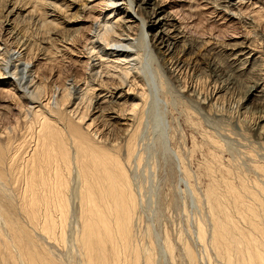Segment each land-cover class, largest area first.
Returning <instances> with one entry per match:
<instances>
[{
	"label": "bare ground",
	"instance_id": "bare-ground-1",
	"mask_svg": "<svg viewBox=\"0 0 264 264\" xmlns=\"http://www.w3.org/2000/svg\"><path fill=\"white\" fill-rule=\"evenodd\" d=\"M257 3L264 0H0V110L14 118L0 125V264H153L149 228L148 235L143 229L148 246L139 244L137 193L128 173L141 158L144 114L156 105L163 120L169 100L204 104L192 85L172 89L175 79L194 72L183 58L191 55H211V76L230 87L248 85L249 103L264 109V53L252 29L232 34L222 50L217 44L231 21L245 29L264 21L259 5L252 17L239 14ZM23 22L36 33L23 32ZM250 128L264 138V115ZM166 130L158 137L167 138ZM254 166L264 176V163ZM228 168L216 177L206 164L210 179L202 194L210 219L197 223L199 243L207 251L211 246L221 264H264L263 188L257 179L253 189L242 175L233 181ZM168 237H162L164 253L172 255L177 246ZM185 242L184 258L198 264Z\"/></svg>",
	"mask_w": 264,
	"mask_h": 264
},
{
	"label": "rangeland",
	"instance_id": "rangeland-1",
	"mask_svg": "<svg viewBox=\"0 0 264 264\" xmlns=\"http://www.w3.org/2000/svg\"><path fill=\"white\" fill-rule=\"evenodd\" d=\"M257 5H259V7L262 6V9L260 10L264 12V5L262 3H257L256 5H243L241 8V12L238 13L243 17L244 15H247V17H252L251 14L253 13L251 12V10L258 9ZM218 16L219 15H213L214 19L216 20L217 18V20L219 21L220 16ZM231 22H228L231 24H228L229 26H227V34L225 36L222 35L218 37L219 39L217 40V44L219 47H221V50L226 43L232 41V34L234 36H238L245 32L247 33L248 30L251 31L252 29L250 35L253 38L254 42H256L255 45H258V50L264 53V21L260 22L261 24L258 23L256 27L254 26L255 28L250 27V29L249 27L245 29L244 25L239 24L237 21ZM20 24L18 25V27H23V32H28L31 30L36 33V29L32 26V24H27V22H23L21 25ZM26 26L29 30L26 28ZM201 27V24H197V30ZM206 27V29L208 30L209 25H206ZM234 31L237 33H233ZM223 36L224 38L222 39ZM200 51L201 50L199 49L197 53H199ZM194 56L195 55L183 57L186 60L185 62H191L194 68V72L192 70H188L186 73L181 75L180 78L175 79L176 81L172 83V89L173 92L177 91V93H180L186 89L184 88L185 84L186 86L192 85L193 88L198 89V91L202 95V98L205 99V102H203L205 105L200 104L198 106V104L196 105L195 103H191L185 100L175 99V101L173 102L169 100L166 106L163 107L165 118L161 120L162 118H158L159 116H161V107L159 109L156 105L151 106L149 104V109L151 107L153 109H150L151 111L148 112L144 111V120H142L141 122L142 125L140 126V131L137 139V150L141 152V158L139 159L140 161L137 164L138 161L133 159L131 161L132 167L131 164L129 165V167L127 166L128 173L130 174L134 183L135 192L137 193L136 196L138 201V212L136 211V219L138 223L135 220V227L137 228L138 225V230L140 231H138L136 228L135 230H137V233L139 232L138 238L140 235V239L142 242L140 241V239L138 240L141 247H144L145 243L148 246V238L150 239V237H152L151 241L154 240V242L152 241V243L151 241H149L148 246L151 253L154 251V246H156L155 250H157V253H155V251L152 253V255L154 253L156 254V256L153 255V258L155 257V259H153V264H188V260H186V257L184 258V254L182 253L183 250L181 248V245L185 241V244H187L188 242V246L191 247L190 249L193 250V253L195 252V256H197L196 258L198 259V264H208V262H210L209 264H221V262L219 263L220 259L217 257V255H214L215 252L213 251L211 246H209L211 250L208 249L207 251V243L205 244V246L207 245L205 248L207 252H204V244L201 241L199 243L198 228L196 227L199 220H202L203 222L206 219L205 222H208L210 219L208 216L209 213H207L208 208L203 196L205 188L207 187L208 181L210 179L206 171L207 163H210L212 165V168L214 170L213 172L215 173L214 176L216 177H218L223 169L227 168L228 166L229 168H232L230 169L232 174L231 179L233 181L235 180V182L236 179L238 180L237 176L242 175L241 177L245 176L243 178H245L247 184L252 187L253 184L257 183L258 179V182H260L261 184V186H259L263 188H260L262 189L260 191V195H262L263 193V196H261V200H263L262 202L264 203V176L260 175L256 168L253 169L254 164H257V162L258 164L264 163V138L259 139L257 136H254L255 134L252 128H250L252 127V123L254 122V120L259 118L260 115H264V109L263 107H261L262 105L258 106L254 103H249L251 95L247 97V94L245 93L247 92L248 85H238V83L231 85L230 87V85L228 86L227 82L225 81L226 79H223L222 76H219V79H217L218 77L214 78L211 76L210 69L207 68L211 55H207L206 57L202 58L203 60H200L198 59V57ZM219 58V55L218 57L216 55L217 61H219ZM190 71H192L193 73ZM45 73H47V71H45ZM220 85L223 86L222 91L218 93V95L213 94L215 92L214 89L220 87ZM215 95L217 96L215 97ZM108 96L109 94H106V97ZM148 107L146 106L145 110L146 108L147 110H149ZM155 109H157V111ZM3 110H0V125H12L14 123V118L13 116L9 115L12 113L8 112V114L5 111L6 109ZM153 114H155L156 117H154L155 115L153 116ZM158 114L159 116H157ZM7 117H9L10 119ZM186 119H190V121L188 120L190 123H187L188 121ZM101 123L102 124H100L99 122V125H102L101 127H104L105 123ZM160 123L163 125H161ZM156 124H160L162 126V128H160V125H158L160 131L156 130L158 128ZM163 127L165 128V130L167 129L166 131L168 133L167 134L166 131L164 132L165 135H168H166L167 138L164 137L165 140L167 139V141H165L167 145H165V142H163L164 138H162L164 136L162 132L164 130L161 131V129H164ZM156 132H160V134H162V137L159 138L161 135L158 137L159 133L157 134ZM203 135H205L206 137ZM208 136L211 139L210 141ZM156 137H158V140L161 139L164 144L161 143V141H156ZM212 140H217L219 142L218 143L216 141L218 145L213 146L214 142L212 143ZM260 140H262V142ZM158 143H161L163 146H168L171 149L170 152H173V155L172 153L167 152L169 151V148L165 146L162 147V145H158ZM257 145L260 146V148L257 147ZM261 149L262 151H260ZM164 150L170 155L164 152ZM175 151H177L178 153L180 152L179 157L182 160H177V158L174 156ZM210 155L213 159L216 158L217 161H212ZM167 157H169L170 159H168ZM218 161H220V163H217ZM234 164L236 165L230 167ZM251 164H253V166ZM249 165L251 168L249 167ZM237 166L239 167V169H236ZM183 168L188 171L189 177H185L183 175ZM253 181L255 183H253ZM255 188L256 187H254L253 189ZM196 193L201 198V202H198L197 199H195ZM202 202L205 205H202ZM205 222L202 224L204 225V227H207L208 225H206L207 223L205 224ZM146 228H149L148 230L151 234V236L149 235L150 237H147L148 232H146ZM143 229H145V233L143 232ZM143 233H147V235L145 236ZM162 237H168L170 239V242L173 243V246L174 244L175 246H177L176 248H173L174 250L176 249L175 251L173 250L174 254L172 253V255H170L166 252L167 255H165V249L163 245L164 239ZM181 240L184 242H182ZM178 241L181 242L177 243ZM153 243L155 245H153ZM150 244L153 245V251L150 247ZM162 248L164 249V251ZM169 255L171 256V258L174 257L173 261L172 259H170V257H168ZM206 255H210L208 256L210 257V259L206 258Z\"/></svg>",
	"mask_w": 264,
	"mask_h": 264
}]
</instances>
